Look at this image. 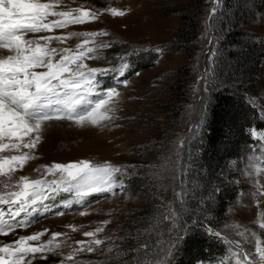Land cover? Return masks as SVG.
Returning <instances> with one entry per match:
<instances>
[{
	"label": "rangeland",
	"instance_id": "rangeland-1",
	"mask_svg": "<svg viewBox=\"0 0 264 264\" xmlns=\"http://www.w3.org/2000/svg\"><path fill=\"white\" fill-rule=\"evenodd\" d=\"M81 6L98 12L99 19L38 35L88 31L109 34L98 39L111 43L112 47L99 53L101 59L87 63L90 67L112 68L121 56L130 63L125 76L119 78L126 79L127 86L116 82L115 73L101 78L104 88L116 87L119 92L115 119L100 127L69 123L48 128L35 150L38 158L15 176L37 178L39 173L35 169L43 165L88 160L120 167L123 170L120 179L125 186L117 188L115 195L94 194L83 204L74 203L70 194H61L55 200L46 201L47 212L41 210L28 217L30 222L26 227L0 237V244L37 232H45L41 241L53 233H61L58 242L70 246L63 249L67 253L77 246V241L92 239L85 237V232L103 228L97 238L106 242L101 248L110 246L113 253L82 252L74 261L47 254L44 259L38 257L34 264H62V261L63 264H129L133 249H140L137 258L153 260L157 258V251L167 247L170 240L175 241L177 235L182 239L175 241V250L182 245L189 230L185 228L186 216L181 211L191 212L188 224L196 225L200 214L191 209L204 210L214 197L204 196L206 202L200 196L197 200L195 195L200 187L198 172L203 174V166L199 164L204 124L214 94L222 90L235 93L264 121V0H219L214 17L210 11L216 6L214 0H62L61 10ZM106 8H116L125 15L113 17L110 12L102 11ZM234 38L236 43L230 45ZM77 42L75 38L64 44L54 41L52 46L74 47ZM156 49L162 52L157 53ZM128 53L135 54L128 56ZM259 53L263 56L259 57ZM258 57L257 70L249 79L240 81L237 73L240 60ZM253 130L264 133V129L252 128L249 131L252 143L236 149L222 171L225 176L232 173L241 190L235 193L213 226L207 223L203 227L210 237L214 236L209 229L222 234L223 238H215L226 247L221 260L225 262L229 249L234 248L228 241L240 239L235 226L246 229L249 239L252 232L264 238V230L258 227L264 213V196L256 191L264 184V176L253 171L254 165H260L258 158L264 157V151H258L261 143L253 137ZM239 139L237 132L230 133L225 149L234 147ZM181 141L183 147H179ZM177 151L180 164L179 170L174 171L172 161L177 159ZM166 164L168 170H165ZM3 180L0 178V191H3ZM180 192L182 197L177 196ZM66 202L71 206L65 207ZM169 209L178 212L175 228L161 220ZM82 211L87 214L81 215ZM241 243L251 250L250 244ZM145 244L149 248L147 253L142 247ZM118 251L125 255H116Z\"/></svg>",
	"mask_w": 264,
	"mask_h": 264
},
{
	"label": "snow or ice",
	"instance_id": "snow-or-ice-1",
	"mask_svg": "<svg viewBox=\"0 0 264 264\" xmlns=\"http://www.w3.org/2000/svg\"><path fill=\"white\" fill-rule=\"evenodd\" d=\"M214 3L216 6L210 10L212 17L217 13L219 0ZM61 9L62 0H0V178H4L3 191H0V237L26 227L30 222L28 217L41 210L47 212L49 205L46 201L55 200L61 194H70L74 203L83 204L94 194L115 195L117 188L125 186L120 179L123 175L120 167L110 163L94 164L88 160L43 165L35 169L39 173L37 178L15 176L38 158L35 150L53 122L100 127L115 119V101L119 92L116 87L104 88L102 77L115 73L116 82L127 86L126 79H119L131 67L124 56L119 57L120 62L112 68L90 67L87 63L101 59L99 53L112 47L111 43L98 39L108 36L107 32L38 35L99 19L98 12L85 10L82 6ZM102 11L110 12L113 17L125 15L116 8ZM74 38L78 41L74 47L52 46L54 41L64 44ZM155 51L160 53L162 49ZM252 135L261 143L258 151H264V133L253 130ZM179 147H183V141ZM176 157L172 161L174 171L179 170L178 151ZM258 159L260 165H254L253 171L264 176V157ZM165 170H168L167 164ZM176 178L174 175L173 179ZM256 191L264 196V184ZM177 196L182 197L183 192ZM64 206L70 207L71 203L66 202ZM86 214L81 212V215ZM22 215L24 219H18ZM178 219L175 209H169V213L161 217L173 228ZM235 227L240 239L228 241L234 248L229 249L227 262L221 261V264H264V238L252 232L249 239L246 229L240 230L242 226L239 225ZM258 227L264 230V213ZM103 231V228H96L85 232L84 236L92 239L77 241V246L67 253L63 249L70 246L58 242L61 233H53L46 241H41L45 232L21 235L10 243L0 244V264H34L38 257L44 259L47 254L62 255L67 261H74L82 252L111 254L113 248H101L106 242L97 238ZM209 233L223 238L220 232L209 229ZM180 239V235L175 237V241ZM175 241L170 240L167 247H161L153 260L137 258L140 249H133L129 264H172ZM241 241L250 244L251 250L243 247ZM142 247L145 253L149 251L147 244ZM116 255L124 256L125 253L118 251Z\"/></svg>",
	"mask_w": 264,
	"mask_h": 264
},
{
	"label": "trees",
	"instance_id": "trees-1",
	"mask_svg": "<svg viewBox=\"0 0 264 264\" xmlns=\"http://www.w3.org/2000/svg\"><path fill=\"white\" fill-rule=\"evenodd\" d=\"M235 39H232L230 45L236 43ZM257 55L263 56L261 53ZM259 57L256 60L252 58L240 60L237 70L240 81L249 79V76L257 70ZM252 128L264 129V121L257 117L252 107L250 108L243 99L228 90L214 94L209 115L204 124L203 148L199 164L200 167L203 166L201 168L203 174L199 175L198 172L200 187L195 193L198 196H195L197 200L201 197L203 201H206L204 196L208 194L214 197L210 199L207 207L205 205L204 210L191 209L195 210L194 213L199 212L200 216L210 213L213 217L208 215L204 216V220H200L203 218L199 216L196 225H190L188 223L191 221V212L187 209L181 211L186 216L184 223H187L185 228L189 232L185 234L182 245L174 251L173 264H197L198 262L218 264L224 257L226 247L217 238L206 234L203 227L207 223L208 226H213L216 219L225 212L226 206L234 198L235 193L241 190V185L234 182L236 177L232 173L225 176L222 171L225 170L227 159L234 156L236 149L243 144L252 143L253 138L249 134ZM233 132L240 135L239 143L232 148L225 149L228 135ZM189 206L194 207V204L189 203ZM198 229L202 231H197Z\"/></svg>",
	"mask_w": 264,
	"mask_h": 264
},
{
	"label": "bare ground",
	"instance_id": "bare-ground-1",
	"mask_svg": "<svg viewBox=\"0 0 264 264\" xmlns=\"http://www.w3.org/2000/svg\"><path fill=\"white\" fill-rule=\"evenodd\" d=\"M69 123H71V122H53L51 125H49L48 128L61 126V125H62L61 127H63L65 125L69 124Z\"/></svg>",
	"mask_w": 264,
	"mask_h": 264
}]
</instances>
